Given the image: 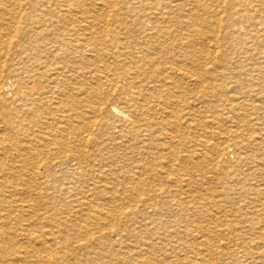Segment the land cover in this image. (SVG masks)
I'll list each match as a JSON object with an SVG mask.
<instances>
[{
	"label": "bare ground",
	"instance_id": "obj_1",
	"mask_svg": "<svg viewBox=\"0 0 264 264\" xmlns=\"http://www.w3.org/2000/svg\"><path fill=\"white\" fill-rule=\"evenodd\" d=\"M0 264H264V0H0Z\"/></svg>",
	"mask_w": 264,
	"mask_h": 264
},
{
	"label": "rangeland",
	"instance_id": "obj_2",
	"mask_svg": "<svg viewBox=\"0 0 264 264\" xmlns=\"http://www.w3.org/2000/svg\"><path fill=\"white\" fill-rule=\"evenodd\" d=\"M68 198V197H67ZM71 199V198H70ZM68 200V199H67ZM44 226H47V224H45V223H42Z\"/></svg>",
	"mask_w": 264,
	"mask_h": 264
}]
</instances>
